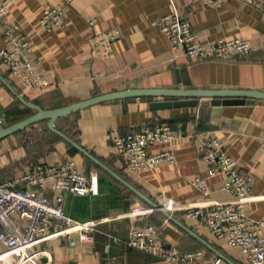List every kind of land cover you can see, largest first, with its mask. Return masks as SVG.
Listing matches in <instances>:
<instances>
[{
	"label": "crops",
	"instance_id": "crops-1",
	"mask_svg": "<svg viewBox=\"0 0 264 264\" xmlns=\"http://www.w3.org/2000/svg\"><path fill=\"white\" fill-rule=\"evenodd\" d=\"M8 1L0 24V48L1 31L16 26L13 35L26 39L34 69L47 86L42 91H29L19 86L3 66L0 76L27 103L42 109L50 110L122 89L264 91V15L236 0H224L219 8L206 7L203 0H70L63 26L50 31L39 27L42 5L52 6L63 0ZM171 12L188 22L202 47L218 39L241 37L249 42L253 52L234 59H188L182 52L171 49L154 27V19ZM93 19L95 22L89 25L88 21ZM114 29L120 36L111 44L113 56L103 59L102 50L93 41L103 31ZM161 100L139 97L90 105L62 118L56 127L227 260L244 264L236 249L210 237L201 222L185 220L182 210L201 201L194 179L205 177L208 167L197 149L206 137L212 136L223 143L237 170L249 176L248 195L252 200L239 211L241 217L248 221L264 219V100L242 106L196 104L187 108L149 109L151 101ZM32 113L0 83L2 128ZM164 123L179 128L182 135L167 146L157 144L147 151L170 149L174 162L159 163L140 174L123 168L116 157L113 138ZM62 160H75L79 173L88 176L94 172L97 176L98 195L65 193L62 201L64 212L72 221L92 220L95 227L88 241H81L76 231L66 237L50 236L39 247L49 257L48 264H172L124 247L129 229L145 225L156 227L159 241L165 247L176 248L181 253H202L187 264H206L216 256L59 136L50 133L45 122L0 140V180L22 175L38 163L50 165ZM222 181L221 174L206 179L209 200L229 199L220 190ZM44 188L45 196L51 200L53 192L46 185Z\"/></svg>",
	"mask_w": 264,
	"mask_h": 264
},
{
	"label": "built area",
	"instance_id": "built-area-1",
	"mask_svg": "<svg viewBox=\"0 0 264 264\" xmlns=\"http://www.w3.org/2000/svg\"><path fill=\"white\" fill-rule=\"evenodd\" d=\"M224 0H203L206 7L219 8ZM241 4L258 9L264 15V0H236ZM70 0L56 5L43 4L39 27L45 31L61 28ZM10 1L0 0V24ZM95 20L88 21L92 25ZM154 27L167 41L171 49L182 52L193 61L224 60L241 58L253 52L244 38L218 39L202 47L195 38L188 22L173 12L154 19ZM12 25L1 31L0 66L14 77L19 86L29 91H42L46 80L34 69L32 53L26 39L16 37ZM120 36L116 29L106 30L93 41L102 50V58L113 56L111 44ZM21 94V93H20ZM3 121L0 119V129ZM179 128L169 124H157L137 132H128L113 138L116 157L123 168L134 174L152 170L159 163L171 164L174 154L170 149L149 153L155 145L167 146L174 138L181 136ZM200 159L208 167L205 177H196L194 183L201 193V201L183 208V218L201 222L210 237L223 241L236 249L244 264H264V219L244 220L239 211L252 200L249 197V176L239 172L235 160L227 155L223 143L212 136L206 137L198 147ZM75 160H62L54 164H35L28 172L0 180V264H48L49 257L40 244L52 235L66 237L78 233L81 241H88L94 231L95 221L79 223L72 221L63 209V194L75 196L98 195L97 176H88L75 169ZM223 175L220 190L229 197L226 202L208 199L205 189L207 178ZM45 185L53 197L49 200L44 193ZM118 242V239L112 238ZM125 248L153 256L157 260L172 264L192 263L201 256L200 251L181 253L176 248L165 247L159 241L153 225L130 228L123 241ZM108 246L105 247L107 252ZM44 259V260H43ZM206 264H226L217 256Z\"/></svg>",
	"mask_w": 264,
	"mask_h": 264
},
{
	"label": "water",
	"instance_id": "water-1",
	"mask_svg": "<svg viewBox=\"0 0 264 264\" xmlns=\"http://www.w3.org/2000/svg\"><path fill=\"white\" fill-rule=\"evenodd\" d=\"M0 83L6 86L13 96L24 106L34 111L31 115L20 119V121L5 126L0 129V140L5 136L15 132H21L26 127L37 124L38 122H45L46 129L53 135L59 136L68 145L73 147L88 160H91L96 166L108 173L119 184L129 189L140 200L146 202L154 211L160 213L163 217L168 219L174 225H177L184 232L195 238L202 246L209 251H212L218 258L224 261L226 264H234L229 259L227 260L221 253L213 249L207 242L201 239L198 235L193 234L186 228L177 218H174L167 210L158 206L152 200L147 198L144 194H141L134 186L130 185L127 181L121 179L116 173H114L108 167H105L90 153L81 148L73 139H70L64 133H62L57 127L56 123L62 118L70 115L72 112L78 111L83 108H87L90 105L101 104L112 100H122L126 98H139L147 97L150 99L162 98L161 101H151L149 103V109L151 111H157L158 109L169 108H187L195 106H242V104H251L254 101L264 100V91L260 90H245V89H183V88H139V89H122L121 91L106 92L102 95H96L89 97L86 100L76 101L70 105L55 107L54 109L45 110L39 106L27 103L21 94H18L5 80L0 76ZM198 100V101H197ZM44 260V259H43Z\"/></svg>",
	"mask_w": 264,
	"mask_h": 264
}]
</instances>
